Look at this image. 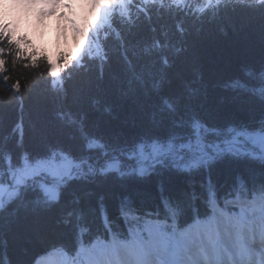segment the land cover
<instances>
[{
  "label": "trees",
  "instance_id": "trees-1",
  "mask_svg": "<svg viewBox=\"0 0 264 264\" xmlns=\"http://www.w3.org/2000/svg\"><path fill=\"white\" fill-rule=\"evenodd\" d=\"M80 30L77 55L57 49L52 33L43 45L31 36L29 45L23 30L14 38L0 28V182L24 181L0 212V264H33L51 251L74 254L81 240L125 235L134 216L162 215L168 197L179 203L181 222L203 216L206 172L130 181L103 175L104 161L125 160L142 139L186 131L194 118L220 128L264 125V101L233 86L260 83L264 0H125L101 26L87 20ZM51 157L72 176L27 175ZM238 173L264 185V168L225 161L211 172L221 202ZM56 180L59 202H47L39 186ZM122 201L137 211L122 213Z\"/></svg>",
  "mask_w": 264,
  "mask_h": 264
},
{
  "label": "snow or ice",
  "instance_id": "snow-or-ice-1",
  "mask_svg": "<svg viewBox=\"0 0 264 264\" xmlns=\"http://www.w3.org/2000/svg\"><path fill=\"white\" fill-rule=\"evenodd\" d=\"M245 74L253 76L250 69ZM255 75L260 83L254 87L241 80L233 86L249 89L264 101V69ZM16 87L19 90L18 84ZM125 155V160L118 156L105 160L101 173L143 181L163 172L179 176L206 172V213H197L190 222H181L183 212L178 211L179 203L168 197L162 215L134 216L125 235L109 233L87 243L81 240L74 254L61 249L63 264H259L264 256V185L252 186L247 177L238 173L230 196L221 202L211 172L225 161L248 162L264 168V125L229 124L220 128L194 118L186 131L169 130L142 139ZM55 167H65V175L72 176L70 167ZM89 170H93L91 166ZM41 172L56 174L45 161H38L29 174L38 176ZM160 188L164 191L163 184ZM39 189L47 202H59V187L42 183ZM20 195L21 189L0 182V212ZM121 205L122 213L137 211L130 202L122 201Z\"/></svg>",
  "mask_w": 264,
  "mask_h": 264
},
{
  "label": "rangeland",
  "instance_id": "rangeland-1",
  "mask_svg": "<svg viewBox=\"0 0 264 264\" xmlns=\"http://www.w3.org/2000/svg\"><path fill=\"white\" fill-rule=\"evenodd\" d=\"M100 1L102 3V6H101L98 17H95V15L91 14V11L89 10V7L86 4L85 0H77V2L83 3V5H84L83 9L80 7H76V2H74L73 3V9L79 18V22L77 24H73L71 27L64 28L66 21L61 20L60 26L62 28H64V34L63 35H60L59 37H57L56 31H55V25H52L51 29L53 31H55L56 42L58 43V46L65 47V48H67V50L73 48L76 50L77 55L81 54L80 44H81L82 39H81V35L78 32V30H79L78 28H81L86 23L87 20H90L93 23L94 27L101 26L103 23L104 17H105V10L108 9L109 7H112L115 2L121 1V0H100ZM10 2L17 3V4L63 3L64 4L63 12L66 13L68 10V0H10ZM49 11L53 13L51 16H44V10L43 9H41L40 13H39L41 16H44V19H43V24H42L41 28L38 29V31L42 30L44 32V37L38 38L37 36L34 35L35 39L38 42V45L44 44V39L46 38V36L48 35V32L50 31V28L48 27L49 21L54 20L56 16L61 15L60 10L53 11L52 9H49ZM56 12H58V13H56ZM27 19L32 20V19H34V17L31 14H29ZM25 26L26 25H25L24 21L21 20L20 27L23 29ZM66 40H67V44L65 43ZM42 161L48 162L50 164V166L52 167V170L56 173L55 175H51L52 179H57L59 176L65 175V167H55V165L63 164L66 167H70L69 165H66L61 159H58L55 157L47 158V159L42 160ZM52 162H55V165H53ZM32 165L34 166L35 164H32ZM31 167L32 166H30L26 169V173L28 176H33V175L29 174L31 171ZM45 173L49 174L48 172H45ZM45 184L52 185L55 187H59V183L57 180L53 181V182H45ZM55 253H56L55 255H49L48 259H50V260L56 259L58 264H63L62 256L58 252H55Z\"/></svg>",
  "mask_w": 264,
  "mask_h": 264
},
{
  "label": "clouds",
  "instance_id": "clouds-1",
  "mask_svg": "<svg viewBox=\"0 0 264 264\" xmlns=\"http://www.w3.org/2000/svg\"><path fill=\"white\" fill-rule=\"evenodd\" d=\"M76 2V7L84 8L82 2H77V0H68V10L63 12V3H46V4H17L12 3L10 0H0V28L7 25L10 30L13 31L14 38L19 33L20 22L24 21L25 27L23 28L24 40H29V45H31V36H37L38 38L44 37V32L38 31L43 24L44 16H51L53 13L49 9L60 10L61 15L56 16L54 20L49 21L48 27L51 29L52 25H55V31L57 37L64 34V28L71 27L73 24L79 22V18L73 9V3ZM44 10V16H41L40 10ZM31 14L34 19L28 20V15ZM66 21L64 28L60 26V21ZM67 44V40L65 41ZM58 49V43H57ZM49 49L47 47L41 46L40 52H47Z\"/></svg>",
  "mask_w": 264,
  "mask_h": 264
},
{
  "label": "bare ground",
  "instance_id": "bare-ground-1",
  "mask_svg": "<svg viewBox=\"0 0 264 264\" xmlns=\"http://www.w3.org/2000/svg\"><path fill=\"white\" fill-rule=\"evenodd\" d=\"M86 4L89 7V10L91 11L92 15H95V17L99 16V12L102 6V3L100 0H85ZM58 13V12H56ZM46 262V260H44Z\"/></svg>",
  "mask_w": 264,
  "mask_h": 264
}]
</instances>
